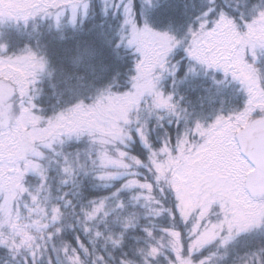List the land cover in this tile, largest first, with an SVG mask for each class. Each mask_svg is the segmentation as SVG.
Returning <instances> with one entry per match:
<instances>
[{"label":"snow or ice","instance_id":"obj_1","mask_svg":"<svg viewBox=\"0 0 264 264\" xmlns=\"http://www.w3.org/2000/svg\"><path fill=\"white\" fill-rule=\"evenodd\" d=\"M0 264H264V0H0Z\"/></svg>","mask_w":264,"mask_h":264}]
</instances>
